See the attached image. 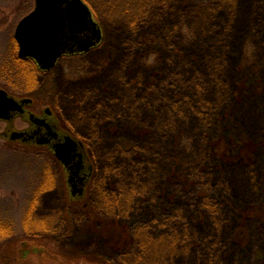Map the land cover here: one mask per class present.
Wrapping results in <instances>:
<instances>
[{
    "label": "rangeland",
    "instance_id": "rangeland-1",
    "mask_svg": "<svg viewBox=\"0 0 264 264\" xmlns=\"http://www.w3.org/2000/svg\"><path fill=\"white\" fill-rule=\"evenodd\" d=\"M87 1L101 42L41 71L14 38L35 1L0 0V88L52 109L93 168L74 201L46 145L0 135V264L32 246L63 264H264V0H157L139 17L138 0Z\"/></svg>",
    "mask_w": 264,
    "mask_h": 264
},
{
    "label": "water",
    "instance_id": "water-1",
    "mask_svg": "<svg viewBox=\"0 0 264 264\" xmlns=\"http://www.w3.org/2000/svg\"><path fill=\"white\" fill-rule=\"evenodd\" d=\"M34 8L17 23L14 38L18 56L30 59L39 70L52 68L63 55L83 53L102 40V30L84 0H34ZM29 98L18 99L0 88V120L8 125L2 137L24 144L46 145L64 166L72 199L82 198L91 174V164L83 143L57 127L49 107L42 115L24 108ZM17 116L31 124L17 130L12 121ZM33 128L45 132L36 135Z\"/></svg>",
    "mask_w": 264,
    "mask_h": 264
},
{
    "label": "trees",
    "instance_id": "trees-1",
    "mask_svg": "<svg viewBox=\"0 0 264 264\" xmlns=\"http://www.w3.org/2000/svg\"><path fill=\"white\" fill-rule=\"evenodd\" d=\"M85 1L90 5L91 8H93L92 5L87 0H85ZM138 1H140V3H141V4L139 2L137 3V5H138L137 6V10H139V13L138 12H136V13H137L138 17H139V14L141 16H143L147 12V8L152 7V6H154L157 3V0H138ZM159 1L160 0H158V2ZM92 10H94V9H92ZM119 10H122V9H119ZM30 64H32V66L34 65L33 62H30ZM34 68L36 70V65L34 66ZM122 141H123V139H121V142ZM248 145H250V143ZM121 147L124 148V145H122ZM237 147L240 148V151L241 152H244L246 150V148H244V146L243 147L242 146H237ZM244 157H245L244 155H241L240 154L236 158L239 159V160H242V159H244ZM137 192H138V190H137L136 187H134L133 189L126 190V192H124L125 194H123V196H122L123 199H121V201L124 202V203H127L129 197H131L134 193H137ZM117 198H118V196H116L115 198H113V200H112V197L109 198V203H110L111 206H114L113 203L114 202H117ZM119 201H120V199L118 200V202ZM2 235L3 234H0L1 237H2ZM182 236H183V234H182ZM159 238H160V240H159V246H157L155 248L157 257H159V258L161 256V254L163 255L165 252L167 253V251H172L173 252L175 250V248L177 247L179 241H182V239L180 240V238L178 237V235H173L172 237L171 236H165V237H159ZM157 241H158V239H157ZM135 257H136L137 260L143 261L142 260L143 259V256H137L136 255ZM150 259H155V258L154 257H150ZM55 260H56V262H59V264H63L61 262V258L55 259V258H52V257H48V258L45 259V261L47 263L53 262ZM149 261H153L152 264H156V261L155 260H149ZM149 263H151V262H149Z\"/></svg>",
    "mask_w": 264,
    "mask_h": 264
},
{
    "label": "flooded vegetation",
    "instance_id": "flooded-vegetation-1",
    "mask_svg": "<svg viewBox=\"0 0 264 264\" xmlns=\"http://www.w3.org/2000/svg\"><path fill=\"white\" fill-rule=\"evenodd\" d=\"M51 110H52V109H51ZM52 112H53V111H52ZM32 113H35V112L32 111ZM41 113L43 114L44 112L42 111ZM41 113H35V114H36V115H42ZM54 116H55V115H54ZM18 117H21V116H18ZM55 118H56V117H55ZM21 119H23V118L21 117ZM23 120H24V119H23ZM56 120H57V119H56ZM24 121L27 122L28 125H27L26 128H24V129H22V130L29 129V128L31 127V124H30L28 121H26V120H24ZM6 124L8 125L7 122H6ZM6 127H7V126H6ZM57 127H58V129H60L61 131L66 132L65 130H63V129L60 127L58 121H57ZM32 131L35 132L36 135H40V134H42L43 132H45V131H44L43 129H41V128H33ZM66 133H68V132H66ZM27 145H31V146H32L33 144H27ZM33 146H35V145H33ZM46 148H48V147L46 146ZM91 168H92V166H91ZM92 172H93V168H92V170H91V175H90V177H89L88 183H89L90 180H91ZM88 183H87V185H86V187H85V191H84V195H83V197H82V198H79V199H72V200H74V201L83 200V199L86 197V190H87V187H88ZM50 239H51V241H54V242H55L57 239H60V238L54 235V236H52V238H50ZM35 245H36V244H35ZM37 252H39V250H38V248L35 247V246H32L31 251L28 250V248H27V249H25L24 251H22V252L20 253V254H21L20 257L17 256V257H15V258H12V259L8 262V264H59V262H56V260L53 261V262H49V263H47V262L45 261L46 258H44L43 260H42V259H41V260H37V259H36Z\"/></svg>",
    "mask_w": 264,
    "mask_h": 264
}]
</instances>
